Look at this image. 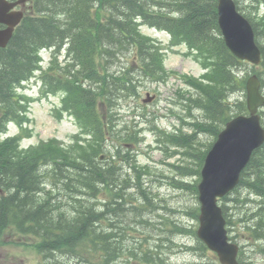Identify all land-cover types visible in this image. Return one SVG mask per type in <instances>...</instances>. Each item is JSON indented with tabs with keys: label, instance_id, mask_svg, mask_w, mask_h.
I'll return each instance as SVG.
<instances>
[{
	"label": "trees",
	"instance_id": "obj_1",
	"mask_svg": "<svg viewBox=\"0 0 264 264\" xmlns=\"http://www.w3.org/2000/svg\"><path fill=\"white\" fill-rule=\"evenodd\" d=\"M157 3L158 0H35L36 13L28 16L8 47L0 48V183L5 190L0 194V242L6 241L7 233H22L39 237L42 241L37 247L50 257L57 250L75 254L80 261L85 258L88 246L102 249L104 264H113L120 255L119 240L128 230L124 224L120 227L124 223L120 216L111 219L108 214L137 211V196L125 188L135 186L132 178L137 177V167L131 164L127 147L139 138L137 132L134 133L137 138H131L130 143H120L121 147L114 153L117 160L101 163L104 142L115 138L117 125L112 121V108L119 91L133 87L131 75L136 70L153 80L167 77L166 70L163 72L162 47L140 32L137 17L169 29L175 40L186 41L204 62L208 69L204 80L190 82L204 95L197 102L210 120L223 125L233 115L247 111L244 100L230 101L232 93L246 89V78L237 71L244 62L230 52L220 36L217 0H174L172 6L182 13L179 17L156 12L153 5ZM253 24L257 35L264 36V20L262 27L256 22ZM65 43L69 44L68 53L74 56V62L66 66L69 69L74 66L75 72L68 69L64 77H57L53 70L59 67L53 63L58 57L53 56L50 69H43L40 50L52 47L59 51ZM258 43L264 58V43L259 40ZM130 51L133 54L130 66L118 74L110 72L109 66L119 54ZM38 70L45 93L64 88L65 109L76 116L82 132L90 137L76 138L69 146L51 139L27 148L20 147L21 135L3 138L11 120L21 127L29 121L32 99L19 92V88ZM261 79L264 86L263 75ZM204 125L205 122L197 123L198 127L206 128ZM172 138L177 143L186 139L185 136ZM205 155L206 151L201 163ZM125 162L131 164L133 172L122 173ZM50 164L55 166L54 176L43 172ZM70 169L74 172L76 188L71 186L70 177L65 173ZM45 176L53 178L54 183L64 184L75 192L77 199H83L81 196L85 194L88 202L93 199L96 202L98 198L105 202L100 206L87 203L75 207L72 217L61 211L58 214H64L67 219H58L59 225L55 219L59 207H52L49 199L41 197ZM241 184L264 197V145L253 153ZM142 193L149 200L147 193ZM44 202L52 209H47ZM253 220L256 222L248 226L253 237L264 238V215L257 212ZM105 222L108 229L102 226ZM228 223L232 224L230 218ZM202 245L207 249L203 242ZM141 259L151 263L157 257L150 250L143 251Z\"/></svg>",
	"mask_w": 264,
	"mask_h": 264
},
{
	"label": "rangeland",
	"instance_id": "obj_2",
	"mask_svg": "<svg viewBox=\"0 0 264 264\" xmlns=\"http://www.w3.org/2000/svg\"><path fill=\"white\" fill-rule=\"evenodd\" d=\"M238 2L244 13L257 19L256 10L257 13L264 14V1L256 4L257 9L251 6V0ZM142 30L166 46L171 41L169 33L147 23H143ZM118 46L116 44L115 47ZM162 49L163 72L166 70L167 77L164 80H153L137 70L131 75L133 87L119 91L115 107L112 108V121L117 125L114 130L115 138L105 141L101 152L106 157L101 160L105 165L109 159L117 160L114 153L121 147L120 143H130L131 138H137L134 135L136 132L140 138V141L133 140L127 147L129 155L131 153L130 162L137 167V177L132 178L136 187L125 188L137 196V211L121 210L112 216L108 214L111 219L120 216L124 222L120 227L124 224L128 230L127 235L119 240L121 253L114 264H222L214 251L203 248L196 231L201 206L197 192L201 180V156L215 143L217 133L224 128V124L210 120L209 117L206 120V111L197 102L204 95L190 82L202 78L206 71L204 62L187 53L185 44L176 45L167 52ZM68 52L70 50L66 47L59 53L58 61L53 63L59 67V70H53L54 76L64 77L69 70L71 73L75 72L74 66L70 69L66 66L67 63L74 62V56L70 57ZM42 54L44 68L50 69L51 50L46 49ZM132 55L131 51L119 54V58L109 66V71L118 74L126 70L131 64ZM254 69L248 63L239 71L248 78L257 73ZM24 85L25 88L20 90L29 94L32 102L30 121L26 127L28 135L23 138L22 145H36L52 137L61 139L66 146L74 142L75 138L84 140L81 124L75 116L70 115V112L61 117L57 115L55 108L62 104V98L67 95L63 87L49 96L42 95L41 88L44 90L46 87L39 74ZM148 92L156 95V98L151 102H144ZM232 95V100H246L245 91L234 92ZM102 111L107 113V110ZM198 120L205 122L206 128L198 127ZM8 130L9 135H15L20 127L10 122ZM172 134L185 135L186 139L177 143L173 141ZM131 164L125 162L121 170L123 174L133 172ZM43 169V172L47 171L52 176L56 174L53 164ZM65 173L70 177L71 186L76 188L73 170ZM45 181L48 185L44 186L41 197L49 199L52 207H59V212H66L69 217L76 212L75 207L87 203H102V198H98L96 202L94 199L88 202L85 194L81 196L83 199H77L75 192L59 181H55V184L50 176H46ZM251 191L249 186L243 184L230 195V200H221L220 203L225 206V211L232 220V224L227 223V227L233 241L240 245V262L264 264V238L256 239L248 228L256 222L253 220L255 213L264 215V200L256 202L260 197ZM142 192L147 193L149 200ZM44 203L47 209H52L47 202ZM262 206L263 209L260 210ZM56 217L57 222L58 219H67L64 214L57 213ZM107 224L108 222L104 223L105 229H108ZM5 238L7 241L0 242L1 264H60L61 261H71L74 264L78 258L76 255L62 256L57 250L52 257L48 256L44 249L37 247L40 240L35 236L7 233ZM150 250L157 259L151 263L144 262L141 255L143 251ZM84 256L85 258L78 260V264H89L91 260L95 264H104L100 247L88 246Z\"/></svg>",
	"mask_w": 264,
	"mask_h": 264
},
{
	"label": "water",
	"instance_id": "obj_3",
	"mask_svg": "<svg viewBox=\"0 0 264 264\" xmlns=\"http://www.w3.org/2000/svg\"><path fill=\"white\" fill-rule=\"evenodd\" d=\"M8 9L0 5V22L8 24L6 29L0 30V46L8 44L23 16L22 12L8 13ZM219 14L229 47L240 58L260 63L261 49L255 41V32L250 21L238 11L236 3L233 0H220ZM260 87L258 76L253 75L247 84L250 114L238 115L227 123L206 157L203 178L198 187L202 203L198 235L218 253L224 264H240L239 245L229 241L226 218L218 204V196L234 188L253 151L264 143V128L260 123L261 116L257 114L259 106L264 105Z\"/></svg>",
	"mask_w": 264,
	"mask_h": 264
},
{
	"label": "flooded vegetation",
	"instance_id": "obj_4",
	"mask_svg": "<svg viewBox=\"0 0 264 264\" xmlns=\"http://www.w3.org/2000/svg\"><path fill=\"white\" fill-rule=\"evenodd\" d=\"M7 1L8 2H16L18 0H7ZM30 8H31V1L26 2L24 4H22V3L21 4H17L15 7L12 8V10H14V9L15 10H22L27 15L29 13ZM5 27H7L5 24L0 23V29L1 28H5Z\"/></svg>",
	"mask_w": 264,
	"mask_h": 264
}]
</instances>
